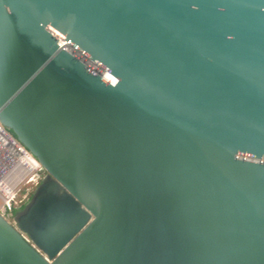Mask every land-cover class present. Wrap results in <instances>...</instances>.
<instances>
[{"label": "water", "instance_id": "95a60500", "mask_svg": "<svg viewBox=\"0 0 264 264\" xmlns=\"http://www.w3.org/2000/svg\"><path fill=\"white\" fill-rule=\"evenodd\" d=\"M0 123V264H264V0H0Z\"/></svg>", "mask_w": 264, "mask_h": 264}, {"label": "built area", "instance_id": "2783aa9c", "mask_svg": "<svg viewBox=\"0 0 264 264\" xmlns=\"http://www.w3.org/2000/svg\"><path fill=\"white\" fill-rule=\"evenodd\" d=\"M45 176L40 163L0 123V215L11 225Z\"/></svg>", "mask_w": 264, "mask_h": 264}, {"label": "trees", "instance_id": "16d2710c", "mask_svg": "<svg viewBox=\"0 0 264 264\" xmlns=\"http://www.w3.org/2000/svg\"><path fill=\"white\" fill-rule=\"evenodd\" d=\"M22 207H23V206H22ZM22 207H21V208H22ZM21 208H20V209H21Z\"/></svg>", "mask_w": 264, "mask_h": 264}, {"label": "rangeland", "instance_id": "374dc122", "mask_svg": "<svg viewBox=\"0 0 264 264\" xmlns=\"http://www.w3.org/2000/svg\"><path fill=\"white\" fill-rule=\"evenodd\" d=\"M30 199V198H29Z\"/></svg>", "mask_w": 264, "mask_h": 264}]
</instances>
